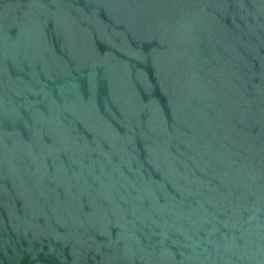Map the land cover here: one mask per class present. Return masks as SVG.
<instances>
[{
    "label": "water",
    "instance_id": "95a60500",
    "mask_svg": "<svg viewBox=\"0 0 264 264\" xmlns=\"http://www.w3.org/2000/svg\"><path fill=\"white\" fill-rule=\"evenodd\" d=\"M0 264H264V0H0Z\"/></svg>",
    "mask_w": 264,
    "mask_h": 264
}]
</instances>
